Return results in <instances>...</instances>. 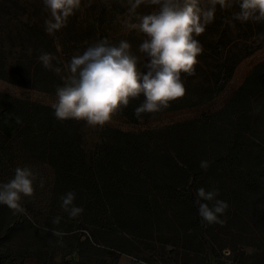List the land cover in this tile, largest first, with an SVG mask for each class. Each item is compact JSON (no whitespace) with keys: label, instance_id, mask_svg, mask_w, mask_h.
<instances>
[{"label":"trees","instance_id":"obj_1","mask_svg":"<svg viewBox=\"0 0 264 264\" xmlns=\"http://www.w3.org/2000/svg\"><path fill=\"white\" fill-rule=\"evenodd\" d=\"M15 6L20 8L18 0ZM234 9H219L226 21L207 27L212 43L220 45L216 40L234 30H256L264 36V23L231 25L224 17L238 13V4V11ZM24 33L28 61L8 71L0 55V78L50 90L55 85L51 81L59 79L38 57L52 54L55 46L37 24H25ZM245 38L221 44L207 76L209 91L223 90L238 63L251 54L243 45ZM186 78L191 82L193 76ZM143 99L141 95L120 113L132 121L147 117L135 114ZM14 144L23 155L51 168V192L77 193L75 206L83 212L71 233L57 237L0 204V264H24L26 257L45 264L44 250L51 256L56 249L63 251L60 264H102L97 260L108 247L130 253L124 244L143 237L148 227L152 231L151 220L160 215L173 218L185 248L194 254L216 259L217 252L228 248L232 261L245 257L236 264H264V60L251 68L219 109L158 131L106 127L91 154L82 148L77 121H60L50 105L0 92V155L10 154ZM202 161L208 162L206 170L200 167ZM200 188L218 191L216 199L227 203L218 217L222 223L207 224L199 216L195 201Z\"/></svg>","mask_w":264,"mask_h":264},{"label":"rangeland","instance_id":"obj_2","mask_svg":"<svg viewBox=\"0 0 264 264\" xmlns=\"http://www.w3.org/2000/svg\"><path fill=\"white\" fill-rule=\"evenodd\" d=\"M16 1L0 0L2 3V7H0V55L1 61L5 63V69L8 71L17 62H27V57L30 56L29 44L24 33L25 24H37L45 29V21L49 18L42 0H18L20 8L15 6ZM104 7L105 10L99 17V12ZM233 7L235 11H238L236 5ZM2 9L10 11L9 13L12 14H8V12L1 14L4 13ZM128 10L129 4L125 0H81L79 10L68 18L66 26L53 35L48 34L55 46L52 55L57 57V60L52 61L53 68L60 67L62 69L60 73L54 71L59 79L58 81L52 79L51 82L55 84L54 87L44 91L30 84L19 85L0 78V92L11 97L25 98L32 102L51 106L56 99L57 87L63 84L62 77L67 75L66 65L74 55L82 54L88 46L102 39H107L113 44H117L120 40H126L131 44L133 54L141 56L138 52V46L144 39L143 34L124 27V21L128 18ZM152 10L142 5L137 9V13L147 14ZM14 12L17 14H13ZM234 16L235 14H232L224 18H228L230 24L237 28L241 26L242 22L235 20ZM225 21L217 9L213 22L206 26V30L211 24H220ZM206 30L199 37L203 52L197 57L199 63L198 67H195L192 81L187 80L188 75L186 74L181 76L186 89L183 98L172 102L162 112L149 114L137 121L126 118L122 113L115 116L113 122L103 128H90L84 122L77 121L82 148L85 153L91 154L95 150L106 127L131 132L158 131L169 124L210 113L225 104L251 68L264 60V36H259L256 30L252 33L249 31L238 32L240 34L234 30L233 34H226L218 38L216 41H220L219 45L212 43L214 39L213 36H210L212 32ZM244 36L247 38H245L243 45L251 50V54L238 63L223 90L212 89L209 91L207 89V76L210 75L209 70L215 63L213 59L219 54L218 49H221V44L227 40L244 38ZM58 47L59 51L57 50ZM144 62L141 56V69H143ZM200 83H204V86L201 87ZM17 167H28L34 175V194L31 197L22 198L21 205L24 210L20 213L38 229L47 228L50 232L61 231L64 235L71 233L74 229L75 218H70L68 213L62 209L61 197L67 193L55 194L51 192L50 186L53 179L51 168L45 162L23 155L18 150V146L14 144L10 149V154L3 153L0 155V184L11 180ZM73 193L75 194L74 205H76L77 193ZM56 217H60L58 224L53 223ZM151 222L152 231H149L148 227L144 231L143 237L129 238L130 241L124 244L130 253H120L116 249L108 247L107 253L100 257L97 262L117 264L120 254L128 257L129 264H141V262L142 264H236L240 259H245L244 256L238 255L237 259L232 261L230 259L231 252L228 248H223L222 251L217 252L216 259H209L201 253L194 254L185 248L180 236H178V225L171 216L160 215ZM84 233L87 232L84 231ZM62 253L63 251L56 249L49 256L44 250L41 260H45V264H60ZM87 262L94 264L96 261ZM23 263L36 264L37 258L26 257ZM247 264H252V261H247Z\"/></svg>","mask_w":264,"mask_h":264},{"label":"clouds","instance_id":"obj_3","mask_svg":"<svg viewBox=\"0 0 264 264\" xmlns=\"http://www.w3.org/2000/svg\"><path fill=\"white\" fill-rule=\"evenodd\" d=\"M42 3L49 15L45 21L49 35L65 27L68 18L81 6V0H42ZM128 4L124 27L143 34L138 46L145 61L143 69L141 56L133 54L126 40L113 44L102 39L88 46L82 54L70 59L63 84L56 89L51 106L58 120L82 121L90 128H103L141 95L144 99L135 109L137 117L160 113L185 95L181 74H195L197 57L203 52L197 37L213 22L218 8L227 10L238 4L235 20L264 23V0H128ZM142 5L153 10L138 14L137 9ZM38 60L45 69L62 71L60 67L53 68L52 61L57 57L50 53H41ZM208 166V162H201L202 169ZM33 180L30 168L17 167L14 177L0 184V204L14 213L23 212L21 200L34 194ZM217 196L216 190H197L198 214L207 224L222 223L218 217L228 207ZM74 199L73 192L61 197L62 209L70 218L83 212L74 205ZM59 221L60 217H56L53 223ZM53 235L62 237L64 233L54 231Z\"/></svg>","mask_w":264,"mask_h":264},{"label":"crops","instance_id":"obj_4","mask_svg":"<svg viewBox=\"0 0 264 264\" xmlns=\"http://www.w3.org/2000/svg\"><path fill=\"white\" fill-rule=\"evenodd\" d=\"M129 259L126 255L120 254L118 257L117 264H129Z\"/></svg>","mask_w":264,"mask_h":264}]
</instances>
